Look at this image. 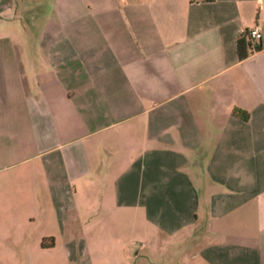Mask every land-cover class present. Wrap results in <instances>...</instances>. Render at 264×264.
I'll return each instance as SVG.
<instances>
[{"label": "crops", "instance_id": "crops-1", "mask_svg": "<svg viewBox=\"0 0 264 264\" xmlns=\"http://www.w3.org/2000/svg\"><path fill=\"white\" fill-rule=\"evenodd\" d=\"M6 177L0 264H264V0H0Z\"/></svg>", "mask_w": 264, "mask_h": 264}, {"label": "trees", "instance_id": "trees-1", "mask_svg": "<svg viewBox=\"0 0 264 264\" xmlns=\"http://www.w3.org/2000/svg\"><path fill=\"white\" fill-rule=\"evenodd\" d=\"M235 49L238 60L245 59L252 51H258L260 47L256 43H251L247 32L235 41Z\"/></svg>", "mask_w": 264, "mask_h": 264}, {"label": "rangeland", "instance_id": "rangeland-1", "mask_svg": "<svg viewBox=\"0 0 264 264\" xmlns=\"http://www.w3.org/2000/svg\"><path fill=\"white\" fill-rule=\"evenodd\" d=\"M30 8H34V10H36V7H34L33 5L30 6ZM2 56H6V52H3ZM4 60H6V58ZM16 183H19V181L18 180L13 181L11 177H6V178H2V179L0 178V188H13ZM20 185H21V183H20ZM1 224H4V223H3L2 219L0 218V225Z\"/></svg>", "mask_w": 264, "mask_h": 264}, {"label": "built area", "instance_id": "built-area-1", "mask_svg": "<svg viewBox=\"0 0 264 264\" xmlns=\"http://www.w3.org/2000/svg\"><path fill=\"white\" fill-rule=\"evenodd\" d=\"M247 34H248V38H249L251 43H256L260 39V36H261L260 30L257 26L250 28L247 31Z\"/></svg>", "mask_w": 264, "mask_h": 264}]
</instances>
